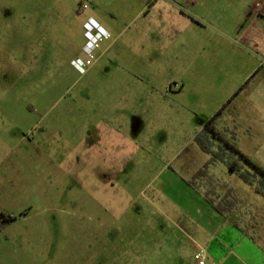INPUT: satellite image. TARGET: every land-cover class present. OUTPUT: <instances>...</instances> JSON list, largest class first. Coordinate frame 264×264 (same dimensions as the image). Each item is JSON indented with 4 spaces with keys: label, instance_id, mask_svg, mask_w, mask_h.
Masks as SVG:
<instances>
[{
    "label": "rangeland",
    "instance_id": "1",
    "mask_svg": "<svg viewBox=\"0 0 264 264\" xmlns=\"http://www.w3.org/2000/svg\"><path fill=\"white\" fill-rule=\"evenodd\" d=\"M45 10L0 0V264H196L214 238L226 264H248L243 242L264 252V184L254 167L264 169L263 128L252 136L243 124L237 140L228 137L240 153L206 130L247 80L216 128L227 138L252 91L263 99L264 36L228 41L214 29L237 25L211 21L195 68L178 66L176 81L158 87L121 88L97 67L103 41L82 72L79 40ZM209 160L212 200L234 204L226 213L207 201L206 179H194Z\"/></svg>",
    "mask_w": 264,
    "mask_h": 264
},
{
    "label": "crops",
    "instance_id": "2",
    "mask_svg": "<svg viewBox=\"0 0 264 264\" xmlns=\"http://www.w3.org/2000/svg\"><path fill=\"white\" fill-rule=\"evenodd\" d=\"M27 5L30 8L42 7L50 18L69 24L66 29L71 34H68V40H79V43L72 44V48H79L84 56L87 44L85 24L89 19L95 20L110 33L111 38L103 41V49L99 51L97 67L104 66L111 78L110 83L121 88L127 85L141 87L145 83L158 87L159 80L164 78L166 83L171 79L176 81L174 77L181 71L178 66H183V72L190 67L195 68L200 51H197L198 47L206 49V44L200 45L206 38L205 33L209 30L206 26L211 21L222 23L229 20L237 25L234 32L231 30L229 33H222L220 28L214 29L228 41L231 39L226 34H237L241 39L250 40L254 36L256 39L264 36L263 28H255L261 21L264 22V0H27ZM83 5L89 7L80 13ZM244 23L246 28L241 27ZM197 36L201 39L199 43L195 38ZM218 52H223L218 54L220 56L227 54L226 49ZM170 56L172 66L167 76L163 73L162 79H159V71H162L159 63ZM179 77L183 80L181 75ZM181 83L180 91L185 82ZM176 84L180 86L179 82ZM255 93L257 91L253 90L251 96L242 102L236 118L225 126L227 140L228 137L237 140L243 124L248 126L252 133H247L252 136L260 131V127L264 131V119H260L257 108L258 102H264V97L260 100L254 96ZM243 244L242 249L248 248L245 252L248 264H264V252L259 247L252 242ZM204 249L208 264L228 262L227 249L216 238ZM241 260L237 258L232 263L244 264Z\"/></svg>",
    "mask_w": 264,
    "mask_h": 264
},
{
    "label": "trees",
    "instance_id": "3",
    "mask_svg": "<svg viewBox=\"0 0 264 264\" xmlns=\"http://www.w3.org/2000/svg\"><path fill=\"white\" fill-rule=\"evenodd\" d=\"M251 79H249L240 89L239 91L233 96V98H231L227 104H225L206 124V130L211 132L213 135L214 139H219L221 141H223L229 148H231L233 151L240 153V151L229 141L227 140V138H225V135L222 134L217 128H216V121L218 118L222 117L225 114V111L227 110V108L229 107V105L233 102V100L240 94V92H242L249 84H250ZM203 148L205 150L208 151V148L206 146H203ZM243 156V158H246L243 154H241ZM212 160H209V163H205L204 166L202 167V169H200L196 175L194 179H198L200 178H205L207 181V185H208V189L205 192L206 195V199L207 201L212 204L214 206V208L220 212V213H226L228 211H230L232 209V207L234 206V204L232 203H226L225 202V198H223L219 203L216 204V202H214L211 198V194L215 193L216 191V187L212 186L211 181L213 180V177L210 173V169L212 167V165H214L215 163H211ZM248 161H250L248 159ZM251 163H253L251 161ZM258 172L261 174V176L263 177V184H264V169L261 168L258 165L254 166ZM231 170L234 172L238 171V166H236V163H233L231 165ZM241 177H244V174L240 173ZM191 184V183H190ZM264 195V192L262 193Z\"/></svg>",
    "mask_w": 264,
    "mask_h": 264
},
{
    "label": "built area",
    "instance_id": "4",
    "mask_svg": "<svg viewBox=\"0 0 264 264\" xmlns=\"http://www.w3.org/2000/svg\"><path fill=\"white\" fill-rule=\"evenodd\" d=\"M89 5H83L80 7V13H83ZM87 44L84 48V54L86 56L85 60H77L76 66L84 72L88 67L93 64L95 59L94 52L98 48L99 43L102 41H107L111 38L110 33H108L104 28H102L95 20L89 19L85 24ZM195 262L196 264H208L207 252L204 248H200L195 252Z\"/></svg>",
    "mask_w": 264,
    "mask_h": 264
}]
</instances>
